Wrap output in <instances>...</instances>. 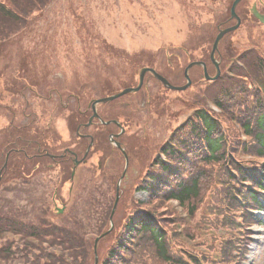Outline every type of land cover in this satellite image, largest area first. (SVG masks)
<instances>
[{"label": "rangeland", "instance_id": "374dc122", "mask_svg": "<svg viewBox=\"0 0 264 264\" xmlns=\"http://www.w3.org/2000/svg\"><path fill=\"white\" fill-rule=\"evenodd\" d=\"M47 1L45 0L42 8H35L37 5H31L33 3L29 0L20 1L27 3L22 9L11 3L25 15V21H21L19 25L0 19V32L19 30L3 36L7 42L0 46V145L14 132V127L29 124L31 121L33 123L37 118L38 126L48 128V131H51L52 127L55 132L52 134L55 135L53 138L58 135L65 147L79 146V149L74 150L80 153V158L87 151L90 139H77L75 123L80 121H73L69 116L70 111H85L89 106L88 100L110 95L124 86L138 85L139 66L143 64L142 67L154 66L176 85L186 83L184 69L190 61L184 50L171 49V46L180 44L190 47L194 60H199L206 54L210 55L213 48V43L199 41L198 32L203 31V28L196 32L186 13L199 22L200 27L203 23L211 26L213 22H222V17L225 12L229 13L232 4L228 0L224 6L225 0L218 2L217 5L224 10V14L219 15V11L213 15L202 6L196 5L192 10L187 8L186 5H190L191 0ZM254 4L260 12H264V0L245 2L249 11ZM218 26H212L213 32L205 34L212 42L217 35ZM242 27L228 39L224 48L216 55L222 66L228 65L237 54H242L248 48H252L255 56H263L256 51L255 45L244 43L243 35L250 29L252 34L260 39V47L264 50V25L252 21ZM227 45L233 46L234 49L231 50ZM180 58L182 61L178 70H181V73H177V79L168 71V60ZM199 70L195 67L193 72L202 73ZM24 77H28V81L36 85L35 89L27 85ZM146 78L148 80L140 92L127 94L102 107H107L108 112L113 114L116 109L122 108V119L127 120V123L132 122L127 136L132 135V142L147 146L149 151H144L143 155L149 159L153 157V150L167 137L170 138V131L184 124L188 118L189 111L184 108L181 99L201 101L197 96L201 97L199 91L204 83L200 75L199 84H195L188 91L179 92L166 88L151 74ZM105 82L110 84L106 85ZM81 84L87 86L80 90ZM72 89L77 90L76 95L69 94ZM87 112L89 116L92 110L88 109ZM125 112H132L133 115L131 118L124 117ZM85 114L83 122H87ZM93 130L94 128L89 132L93 133ZM74 140L76 142L72 145ZM107 140L97 139L96 150L92 152L89 162L77 169L74 181L68 182V187L65 192H61L62 197L59 199L53 195L61 182H50V178H43L42 174L35 178L33 185L26 186L15 178L8 186L14 191L9 193L4 189L7 188L6 185L0 191V211L9 210L7 206L11 207L12 202L18 206L24 203L25 197H29L41 208L32 210L36 214L35 218L30 216L26 218L27 221L37 222L41 219L50 227L61 224L78 230L90 253H87V261L79 258L75 259L73 264H96L95 251L99 254L98 249L104 248V242L107 240L103 239V231L107 228L108 218L113 217L116 223L119 222V219L125 217L138 202L133 198L132 192L134 180L140 174L137 164V170L134 165L133 174H129L123 181L124 193L121 194V200L112 216L111 211L117 196L116 185L120 181L123 164L117 161L115 153L109 151L115 146L108 138ZM62 146L63 144H57L56 148ZM99 161L106 166H113L114 169L120 168L113 181L100 177L96 167ZM69 166L74 167L73 161ZM57 171L60 169L50 170L49 174L57 175ZM78 184L81 189L86 190L75 189ZM69 186L72 187L71 192ZM134 195L143 201L147 199V194L142 191L134 192ZM131 197L134 206L129 208L127 205L131 202ZM57 208H66V215L73 218L59 214ZM93 233L101 235L100 245L96 243ZM19 237L6 235L7 243L13 248L11 261L0 264H55L48 255L51 250L48 244H42L39 249L32 248V244H29L23 249V240ZM65 254L67 256L68 253ZM18 256H21V260H18ZM258 262L259 260L257 264H261Z\"/></svg>", "mask_w": 264, "mask_h": 264}, {"label": "trees", "instance_id": "16d2710c", "mask_svg": "<svg viewBox=\"0 0 264 264\" xmlns=\"http://www.w3.org/2000/svg\"><path fill=\"white\" fill-rule=\"evenodd\" d=\"M20 1L5 0L8 3L14 2L17 8L22 9L27 3H20ZM29 1L30 3H37L40 0ZM5 2L0 1V19L8 21L6 23L15 22L19 25L22 21L19 13L8 7ZM245 2L246 0L237 9L239 15L247 23H251L253 20L258 21L245 6ZM230 15V11L228 14L225 12L222 17L223 24L231 21ZM251 18L253 20H250ZM10 31H2L0 35L6 36ZM211 31L213 32V29L210 26L205 32H198L200 34L199 41L202 40L212 44L211 39L205 35L206 33H211ZM227 47H230L231 50L234 49L233 46L227 45ZM249 53L242 55L247 63L245 70L236 66L235 70H231L233 75L235 74L234 77L233 75L224 74L217 83L221 88L214 96L213 101L221 109V113L209 109L203 101L202 103H189L191 106L200 108L184 124L171 130L170 138L153 150H161L165 159H161L160 156L155 159L153 157L147 159L143 155L144 151H149L146 145H141L142 143L140 142L129 143V154L133 165L137 166V163H139L141 172H144L146 167L148 168L147 176L149 177L141 182L142 174H138L137 179L141 182L139 184L143 185L142 187H147L146 189L152 193V198L143 206V209H139L145 212V215L128 218L126 224L119 223L116 226V234H112L104 242V248L99 249L100 260L103 264H150L141 252H137L132 260L128 258V255L134 253L133 248L138 246L141 250L143 245H149L155 261L157 260L159 264H184L177 260L176 255L187 257L192 251V246L188 239L181 237L174 228L172 216L175 214V209L168 202L171 198H179L193 215L201 210L200 224L196 228H186L184 234L190 240H197L201 244L207 245L210 251L215 254H222V246H220V249L208 243L206 239L208 231L211 228H219L220 226L229 227L227 223L221 222L219 219L213 221L215 216L218 215L221 220L227 222H234L239 217L236 216V213L243 211L244 214L241 217L245 218V221L251 219L235 197L236 193L245 192L247 195L246 199L250 198V202L254 203L259 195L258 192H253L252 188L241 185L239 178H242L243 181H249L259 189L264 188V166L254 161V166L246 168L241 154L245 151L264 156V97L260 92L264 88V59L260 55L255 56V54H252L254 57L249 55ZM204 57L210 62V55L206 54ZM181 61L182 58L179 60H168V71L170 74L173 73L177 79V73H181V70H178ZM225 66H222V68L225 69ZM211 68L214 70V67ZM199 69L202 72V69ZM201 74L203 73L196 74L192 71L194 82L198 81ZM252 91L257 92V97L253 101L257 100L258 111L252 110L250 108V98L242 95L243 92L250 93ZM239 98H246L248 110L245 112L244 108L239 113H233L234 107L231 106V102L238 101ZM238 115L240 116L237 117ZM75 120L80 121L75 123L76 125L83 122L84 113L76 112L73 117V121ZM236 121H240L247 132L253 135L257 142L256 150L255 141L254 143H246L241 139L240 131L235 125ZM221 122L226 124V130L228 129L229 131V136H227L228 144L223 137ZM51 134L53 132L44 130L34 133L28 128L14 130L9 135L10 139L5 145L7 150L13 149L8 173L12 176L21 175L23 167L29 166V162L33 161L30 156L24 153L22 148L34 147L40 142L45 145L44 138L49 137ZM102 135L105 134H101V136L96 134L94 136L96 141L97 139L107 140L108 134ZM25 137L39 139L40 141L31 142L26 140L28 142H24ZM229 150L232 151L234 157L230 155ZM2 151L5 152L6 150ZM4 159L5 156L0 153V166ZM253 169H256L257 172L250 171ZM154 179L156 182L152 184L153 182L151 181ZM257 205L255 204L254 206ZM123 206L125 207L126 205L123 204ZM132 206H134V203L131 197V202L128 203L127 207L131 208ZM138 208L136 203L133 209ZM107 212L109 215L110 209ZM137 213L140 214L138 211ZM12 214H15L13 210L0 213V235L8 230L22 235L37 236L40 233L38 232L40 228L27 224L23 220L6 218ZM155 216L161 221L162 228L157 223ZM107 225H109L108 221ZM27 229L30 231L27 232ZM47 233L54 235L55 243L65 246L67 250H71L75 259L81 257L87 261V253H90V251L85 246L84 238H78L76 235H73V237L72 233L57 227L49 229ZM215 236L220 239V233ZM171 238L173 243H171ZM223 242L225 244L223 245L224 250L229 240L223 239ZM107 251H111L110 254H106ZM10 252V246H0V259H10ZM48 255L55 264L65 263V259L55 252H49ZM61 255L64 256L63 254Z\"/></svg>", "mask_w": 264, "mask_h": 264}, {"label": "water", "instance_id": "95a60500", "mask_svg": "<svg viewBox=\"0 0 264 264\" xmlns=\"http://www.w3.org/2000/svg\"><path fill=\"white\" fill-rule=\"evenodd\" d=\"M240 1L241 0H235L234 4L232 6V14H233V17H235V18L238 19V24L235 25V26H233V27H230V28L221 30L220 33H219V35L217 36V38L215 40V43H214V48H213V51H212L211 56H212L213 62L216 64L217 69H218V73H217V76L215 78H217L220 75L219 63L215 60V52L218 49V45H219V42L222 39V37L226 33L230 32L232 30L237 29L239 27V25H240V18L236 14V7H237V5H238V3ZM257 15L264 21V15H259L258 13H257ZM194 65H201V66H203V68L205 70V73H206V77L207 78H211L209 76L208 72H207V65H206L205 62H194V63L190 64L186 68L185 75H186V78L188 80V83L186 85H184V86H174V85H172L169 82V80L166 77H164L163 75L159 74L155 69H153V68H144L141 71V74H140V84H139L138 87H136V88H128V89H125L124 91H122L119 94H116V95H113V96H110V97H106V98H102V99L96 100V102L93 104V108H94V111H95V116H97V108H96L97 103L111 101V100H114L117 97H119V96H121V95H123L125 93L132 92V91H138L141 88V86L143 85L145 74L148 71L152 72L155 75V77L158 78L159 80H161L168 88L177 89V90H184V89L188 88L190 86V84H191V79L189 77V70Z\"/></svg>", "mask_w": 264, "mask_h": 264}]
</instances>
